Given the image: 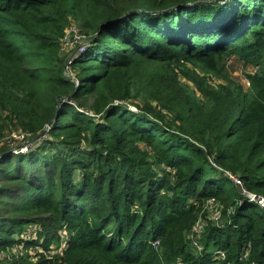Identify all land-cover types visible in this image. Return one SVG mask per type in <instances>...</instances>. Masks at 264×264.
Wrapping results in <instances>:
<instances>
[{
    "label": "trees",
    "instance_id": "trees-1",
    "mask_svg": "<svg viewBox=\"0 0 264 264\" xmlns=\"http://www.w3.org/2000/svg\"><path fill=\"white\" fill-rule=\"evenodd\" d=\"M228 58L247 88L212 78ZM13 129L36 147L13 154ZM247 193L264 198V0H0V264H264Z\"/></svg>",
    "mask_w": 264,
    "mask_h": 264
},
{
    "label": "built area",
    "instance_id": "built-area-1",
    "mask_svg": "<svg viewBox=\"0 0 264 264\" xmlns=\"http://www.w3.org/2000/svg\"><path fill=\"white\" fill-rule=\"evenodd\" d=\"M73 42H77L78 44V49L77 51L82 52L83 49L85 48V43H86V36L83 35V33H81L79 31V29L77 27H75L74 25H70L66 31H65V35L62 39V45H61V49L63 51V49L65 48H69V50H71L74 47V43ZM76 50V49H75ZM68 61H70V59L68 58ZM66 76H70L72 77V72H69V70L66 69ZM6 142L8 144V146L11 148L13 154H24L27 153L33 146V139L32 136L29 133H24V132H18L13 134L12 136H8L6 137ZM230 178L232 179V181L236 184V185H240V181L237 178H234L232 176H230ZM246 197L249 199L250 202L254 203L264 214V198L262 197H258L252 194H246ZM206 209L207 212L209 211V219L210 220H217V222L220 220V208L217 205V202L214 199H210L207 203H206ZM215 218L213 219L212 216ZM203 226L204 223L202 222V220H198L197 223L194 225V227L192 228L191 232L189 233L188 237L191 239L189 240L190 242V248L192 251H194L197 254H201V250H202V243H200V236H201V232L203 230ZM158 244V241L154 243V246ZM62 247H64V242L62 243ZM248 254V251H246L242 258H246ZM216 259L217 260H224L225 259V253L221 250H218L215 253Z\"/></svg>",
    "mask_w": 264,
    "mask_h": 264
},
{
    "label": "rangeland",
    "instance_id": "rangeland-1",
    "mask_svg": "<svg viewBox=\"0 0 264 264\" xmlns=\"http://www.w3.org/2000/svg\"><path fill=\"white\" fill-rule=\"evenodd\" d=\"M72 25L77 27L76 24H72ZM73 43H74V47L71 50H69V48L63 49V53H64L65 57L69 58L70 61H72L74 58H76L78 56V53H80V51H77V49H78L77 44L78 43L77 42H73ZM221 70L222 71H221V74L219 76L212 75V78L216 80L215 81L216 83H224V78H227L231 81H234V82L242 85V87H244V89L247 88L249 85L246 74L253 72L251 69V66H248V65L245 66L241 61L237 60L236 58L226 59L225 62L222 63ZM69 72H71V71L69 70ZM190 86H192V85L190 84ZM18 132H20V130L13 129L12 131H9V133L7 134V137L12 136L13 134L18 133ZM35 147H36V145L33 144L32 148H35ZM207 214H209V211L207 212ZM212 218L215 219L213 216H212ZM211 221L213 222V224L219 223V222H217L216 219L211 220ZM202 222L206 223L204 219L202 220ZM25 231H27V234L30 235V239L32 238V241H37L36 233H38L40 231L38 228H36L35 226H27L26 228L23 229V232H25ZM202 234H203V230L201 232L200 241L202 238ZM61 235L63 237H65L66 234H65V232H61ZM15 238H17V237H15ZM186 240L189 241L191 239L189 237H186ZM200 243H202V242H200ZM188 244H189V249L191 250L190 242ZM22 247H23L22 245L19 246V251L22 250ZM61 247H62V244H61ZM26 249H27L26 253H28V255H30V256H32L34 254V250H36V248H26ZM61 249L62 248L52 246L50 248V250H51L50 253L55 254L56 251H61ZM38 252L40 253L41 249ZM196 255H197V253H196Z\"/></svg>",
    "mask_w": 264,
    "mask_h": 264
}]
</instances>
